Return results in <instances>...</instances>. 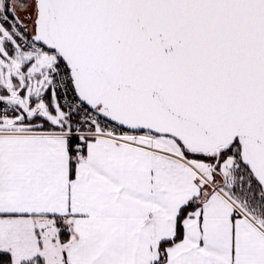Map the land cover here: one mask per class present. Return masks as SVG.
Returning a JSON list of instances; mask_svg holds the SVG:
<instances>
[{
    "label": "snow or ice",
    "instance_id": "6c2138e0",
    "mask_svg": "<svg viewBox=\"0 0 264 264\" xmlns=\"http://www.w3.org/2000/svg\"><path fill=\"white\" fill-rule=\"evenodd\" d=\"M0 264H264V0H0Z\"/></svg>",
    "mask_w": 264,
    "mask_h": 264
}]
</instances>
